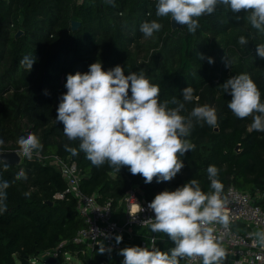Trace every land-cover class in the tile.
Here are the masks:
<instances>
[{"label": "trees", "instance_id": "1", "mask_svg": "<svg viewBox=\"0 0 264 264\" xmlns=\"http://www.w3.org/2000/svg\"><path fill=\"white\" fill-rule=\"evenodd\" d=\"M237 15L239 20L220 5L213 14L199 18L193 33L187 26L173 29L170 16L157 17L156 0H115V5L105 0H0V135L4 137L0 151L21 150L20 134L33 132L43 145L37 152L77 163L83 193L95 194L101 203L112 199L120 208L134 184L150 200L192 178L208 191L210 164L219 168L223 190L232 184L243 190H264V132L250 128L252 115L241 119L228 108L232 97L221 86L231 76L246 72L264 99V58L256 51L257 44L264 43V32L251 27L243 10ZM153 19L163 27L144 37L139 26ZM74 20L80 22L77 29L72 28ZM18 31H22L19 36ZM241 35L248 38L246 45L238 42ZM29 51L37 55L31 68L21 62ZM209 56L213 63L208 62ZM97 60L104 70L121 65L126 75L142 69L159 84V98L168 101V107H176L171 103L174 98L185 104L184 116L197 105L216 107L215 127L192 118L189 139L195 148L181 157L185 166L171 181L157 183L154 178L146 184L129 166L119 172L107 162L97 167L83 151L74 156L65 149V145L79 146V140H68L63 123L55 120L59 98L67 91V75L86 72ZM189 85L195 90L194 99L185 102L182 93ZM21 168L27 179L17 178ZM0 169L11 179L9 206L0 211V264H33L32 258L61 244L59 263H64V252H71L84 258L85 264H122L119 252L101 253L100 247L81 254L83 245L73 238L84 221L75 199L55 196L67 184L54 164L23 157L20 164L7 167L0 160Z\"/></svg>", "mask_w": 264, "mask_h": 264}, {"label": "clouds", "instance_id": "2", "mask_svg": "<svg viewBox=\"0 0 264 264\" xmlns=\"http://www.w3.org/2000/svg\"><path fill=\"white\" fill-rule=\"evenodd\" d=\"M105 2L115 5V0ZM220 5L226 6L237 20L240 19L237 14L243 10L251 27L264 32V0H156V16H170L171 20L182 27L187 26L188 31L194 33L199 27V18L213 14ZM162 27L156 19L145 20L139 30L144 37H152ZM248 41L244 35L238 40L241 45ZM256 51L264 58V43L257 44ZM200 56L204 58V54ZM36 60V53L31 51L21 58L29 68ZM207 60L214 62L211 56ZM227 62L231 66L229 59ZM221 86L224 93H230L232 97L228 108L241 119L252 115L250 128L264 132V99L250 74L233 75ZM65 87L67 91L59 98L55 120L63 123L68 140H79L78 148L65 145V149L74 156L83 151L97 167L107 162L119 172L122 166H129V171L133 175L141 174L146 184L154 178L157 183L171 181L185 166L181 157L195 148L189 139L192 118L212 127L218 125L217 109L207 103L193 107L188 116L181 114L185 104L175 98L171 103L176 107H168L169 102L159 98V84L152 82L142 69L126 75L121 65L104 70L102 62L97 60L86 72L68 74ZM194 91L191 85L184 88L183 101H192ZM3 142L4 137L0 135V145ZM19 142L28 158L43 147L33 132H22ZM8 163L5 161L4 166ZM207 173L208 191L192 178L174 190L164 189L148 204L155 214L146 220L150 230L166 234L174 246L167 250H161L155 244L122 248L119 252L124 257L122 264H181L185 258L193 257L201 258V264H225L227 250L215 230L217 223L224 227L230 223L225 212L227 201L222 198L224 185L218 178L216 165L210 164ZM16 176L27 179L22 168ZM10 183L11 179L0 169V211L9 206L7 186ZM254 235L256 242L264 247V230ZM122 239L121 235L116 236L117 243ZM105 250L102 244L99 251ZM107 250L111 251L110 248Z\"/></svg>", "mask_w": 264, "mask_h": 264}, {"label": "built area", "instance_id": "3", "mask_svg": "<svg viewBox=\"0 0 264 264\" xmlns=\"http://www.w3.org/2000/svg\"><path fill=\"white\" fill-rule=\"evenodd\" d=\"M17 151L22 158L27 157L22 149ZM35 158L49 161L61 172L67 187L65 191L58 192L55 196L62 199L73 198L77 201L78 212L84 226L78 230L73 242L83 245L82 255L102 244L106 250L110 248L116 252L125 247L136 246L137 230L151 233L148 240L142 241L139 246L152 247L155 244L161 250L174 246V242L166 234L163 233L165 237L160 238V233H153L150 230L146 220L155 215L148 208L152 200L144 196L138 184L132 185L125 194L123 207H115L112 199L101 203L95 194L88 195L82 192L80 187L82 174L77 163L57 154L44 155L37 151H34L29 159ZM222 198L227 201L225 212L230 217V223L227 227L217 223L215 230L222 246L227 250L225 264H264V247L256 242L257 238L254 235L264 230V190L259 188L255 191L243 190L232 184L223 190ZM117 235L123 237L120 243L116 242ZM63 245L43 251L38 257L32 258L31 262L47 264L48 259L52 257L60 258ZM72 255L71 252L63 253L64 259H70ZM184 264H201V258H185Z\"/></svg>", "mask_w": 264, "mask_h": 264}, {"label": "water", "instance_id": "4", "mask_svg": "<svg viewBox=\"0 0 264 264\" xmlns=\"http://www.w3.org/2000/svg\"><path fill=\"white\" fill-rule=\"evenodd\" d=\"M80 26V22L74 20L72 22V28L73 29H77ZM181 25L177 24L174 19H172V28L176 29V28H180ZM22 31H18L17 36L21 35ZM22 156L20 155V153L17 150H11V151H0V160L2 161H8V164L11 165H16V164H20L22 161ZM59 263V258H50L47 261V264H58Z\"/></svg>", "mask_w": 264, "mask_h": 264}, {"label": "rangeland", "instance_id": "5", "mask_svg": "<svg viewBox=\"0 0 264 264\" xmlns=\"http://www.w3.org/2000/svg\"><path fill=\"white\" fill-rule=\"evenodd\" d=\"M17 264H21V263L17 261ZM38 264H46V263L39 262ZM58 264H85V260L84 258L78 256L77 254H73L70 259H65L64 263H58ZM104 264H108V262H105Z\"/></svg>", "mask_w": 264, "mask_h": 264}, {"label": "crops", "instance_id": "6", "mask_svg": "<svg viewBox=\"0 0 264 264\" xmlns=\"http://www.w3.org/2000/svg\"><path fill=\"white\" fill-rule=\"evenodd\" d=\"M151 233H148V231H139L137 230V238L135 240V244L138 245L142 243V241H147ZM160 238H164L165 235L163 233L159 234ZM159 241V238H158Z\"/></svg>", "mask_w": 264, "mask_h": 264}]
</instances>
